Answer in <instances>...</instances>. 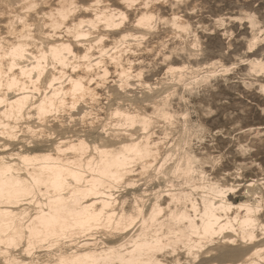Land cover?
<instances>
[{
  "label": "bare ground",
  "instance_id": "obj_1",
  "mask_svg": "<svg viewBox=\"0 0 264 264\" xmlns=\"http://www.w3.org/2000/svg\"><path fill=\"white\" fill-rule=\"evenodd\" d=\"M89 1L0 0V264H264V175L192 150L202 128L128 57L150 50L155 0Z\"/></svg>",
  "mask_w": 264,
  "mask_h": 264
},
{
  "label": "rangeland",
  "instance_id": "obj_2",
  "mask_svg": "<svg viewBox=\"0 0 264 264\" xmlns=\"http://www.w3.org/2000/svg\"><path fill=\"white\" fill-rule=\"evenodd\" d=\"M47 1L48 5L52 2ZM75 1L79 5H87L90 2ZM107 4L119 8L113 0L107 1ZM152 4L156 5L157 12L163 19L155 23V38L148 37L144 41L146 43H142L150 47L151 51L147 47L148 51L143 52L141 49L128 54L132 61L138 57L142 58L141 80L155 89L170 85L171 89L165 96H169L170 110L176 115L173 121L179 124L191 121L196 129L202 128L199 135L204 137L203 142L193 136L192 150H204L207 153L200 152L201 156L211 153L208 157L216 160L212 161V164L216 167L217 163L218 168L226 169L232 176H238L235 181L261 182L264 179V64H261L264 63V0H155ZM172 14H177L189 23L187 34L181 35L165 23ZM251 21L254 26L250 24ZM180 43L183 45H179ZM185 46L190 47L192 52L181 49ZM174 47L179 49L172 53ZM254 60L263 66L262 70L257 69L258 71L254 72L250 69L249 63ZM133 63L137 65L138 62ZM171 66L186 69L179 81L168 74ZM110 72H113L111 66ZM212 73L215 75L212 76ZM205 75H208V78L204 80ZM199 76L203 79L201 82ZM132 82L139 83L136 78ZM147 111L148 114L152 112L149 108ZM208 124L211 125L209 128ZM248 131L251 132L247 133ZM242 149V154L250 152L243 156L238 152ZM258 149L260 151H257ZM249 155L252 158H249ZM255 155L257 158H254ZM224 164L226 166L223 167ZM234 168L238 169L234 172ZM234 173H237V176Z\"/></svg>",
  "mask_w": 264,
  "mask_h": 264
}]
</instances>
